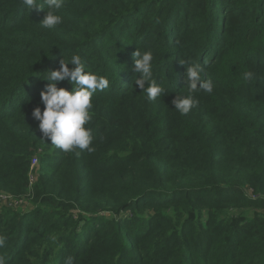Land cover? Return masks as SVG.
Here are the masks:
<instances>
[{
  "label": "trees",
  "instance_id": "16d2710c",
  "mask_svg": "<svg viewBox=\"0 0 264 264\" xmlns=\"http://www.w3.org/2000/svg\"><path fill=\"white\" fill-rule=\"evenodd\" d=\"M45 14L0 0V193L31 204L0 206L5 264H264V0H63L51 30ZM137 49L165 88L155 101ZM71 55L109 80L91 152H63L32 115L44 72ZM181 60L213 83L186 115L172 105L188 94Z\"/></svg>",
  "mask_w": 264,
  "mask_h": 264
},
{
  "label": "clouds",
  "instance_id": "9594fccd",
  "mask_svg": "<svg viewBox=\"0 0 264 264\" xmlns=\"http://www.w3.org/2000/svg\"><path fill=\"white\" fill-rule=\"evenodd\" d=\"M23 3L28 11L34 7L46 9V14L39 22L43 29L51 30L62 23V16L57 14V10L62 8L63 0H23ZM133 57V73L139 74L134 77L135 83L146 92L149 101H155L161 97L165 88L154 79L153 54L150 51L142 53L137 49ZM180 62L187 69L185 84L188 86V94L176 95L172 105L181 115H186L199 103L193 94L198 90L212 93L213 83L211 80H201L203 69L199 63L191 65L186 60ZM69 64L73 67L69 68ZM44 73L46 75L41 78L48 81L46 90L40 93L44 108L41 110L36 107L32 111L40 132L52 145L65 153L74 149L93 151L91 129L86 127L91 119L92 96L97 91L108 88L109 80L87 71L79 55H71L67 61L62 59L58 70H47ZM253 75L250 71L245 72L244 78L252 79ZM64 80L72 85L71 91L57 87V84ZM197 81H200L199 86ZM5 241L6 237L0 235V248L4 247ZM0 264H5L2 257ZM67 264H72L71 258H68Z\"/></svg>",
  "mask_w": 264,
  "mask_h": 264
},
{
  "label": "built area",
  "instance_id": "2783aa9c",
  "mask_svg": "<svg viewBox=\"0 0 264 264\" xmlns=\"http://www.w3.org/2000/svg\"><path fill=\"white\" fill-rule=\"evenodd\" d=\"M37 170H38V158L34 156L31 159L30 163V169L28 173V186L31 187V185L35 182L37 177ZM25 194L21 196H13L9 193H0V206H8V207H14L16 205L18 206H25L27 203H25ZM27 198V197H26ZM27 209L23 210L26 211Z\"/></svg>",
  "mask_w": 264,
  "mask_h": 264
},
{
  "label": "rangeland",
  "instance_id": "374dc122",
  "mask_svg": "<svg viewBox=\"0 0 264 264\" xmlns=\"http://www.w3.org/2000/svg\"><path fill=\"white\" fill-rule=\"evenodd\" d=\"M35 156V155H34ZM33 156V157H34ZM32 157V158H33ZM37 157V156H36ZM39 164V163H38ZM38 171V170H37ZM25 203H27L25 206H18V205H16V206H14L13 208L14 209H16L17 211L18 210H25V209H27V211L30 209V207H31V204L30 203H28V201H27V198L25 197Z\"/></svg>",
  "mask_w": 264,
  "mask_h": 264
}]
</instances>
